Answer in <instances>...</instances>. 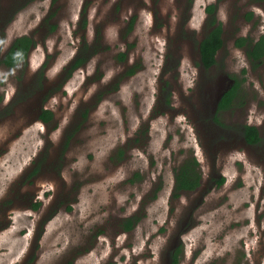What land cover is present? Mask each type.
Here are the masks:
<instances>
[{
  "label": "rangeland",
  "instance_id": "374dc122",
  "mask_svg": "<svg viewBox=\"0 0 264 264\" xmlns=\"http://www.w3.org/2000/svg\"><path fill=\"white\" fill-rule=\"evenodd\" d=\"M23 35L26 61L0 64V264H264V56L235 45L264 35V0H0V59ZM225 75L243 80L218 125ZM190 156L200 185L173 196Z\"/></svg>",
  "mask_w": 264,
  "mask_h": 264
},
{
  "label": "trees",
  "instance_id": "16d2710c",
  "mask_svg": "<svg viewBox=\"0 0 264 264\" xmlns=\"http://www.w3.org/2000/svg\"><path fill=\"white\" fill-rule=\"evenodd\" d=\"M216 4H209L206 7V28L209 31H206L204 36L198 42V52L200 56V65L205 69L210 68L216 63V55L218 50L223 46V37H222V24L217 21L215 17ZM247 18L252 17V12L250 11ZM31 37L27 35L20 36L16 38L11 45L6 49L4 55L0 59V64L6 66H15L19 62H25L28 52L31 45L33 44ZM235 45L237 47H245V53L249 62L255 67L261 61L264 56V35L260 36L257 40L253 41L252 38L247 37H238L235 40ZM83 61V58H77L68 73L80 65ZM234 79V83L226 89L218 101L216 102V113L220 110L229 109L234 106L237 100L240 98L241 90V80H238L233 75H229ZM218 90L216 91L217 94ZM52 111L44 108L39 115V118L43 122L50 121L52 118ZM212 119L218 124L223 125L219 122L217 115H213ZM236 131L244 138L245 142L252 145L258 144L262 137L258 131V128L250 124H239ZM123 154V150H119V155ZM37 168L35 169V171ZM135 179L139 177V174H135ZM201 174L198 168V161L195 156L187 157L183 162L175 169L174 172V186H173V196L179 195L182 191H191L195 190L200 185ZM223 177L219 180V183L223 181ZM39 204H34V207H37ZM136 215L129 216L121 222L123 230L128 231L132 229L135 223L138 221ZM173 262L177 264V254L178 250L170 252Z\"/></svg>",
  "mask_w": 264,
  "mask_h": 264
},
{
  "label": "flooded vegetation",
  "instance_id": "af4514ba",
  "mask_svg": "<svg viewBox=\"0 0 264 264\" xmlns=\"http://www.w3.org/2000/svg\"><path fill=\"white\" fill-rule=\"evenodd\" d=\"M205 25V27H206V24H204ZM206 31H209V29L207 28V30ZM224 78L225 79H227L228 80V83L226 84V86H223L222 87V89H220L218 92H217V94H216V98H215V104H216V102L218 101V99H219V97L221 96V94L226 90V89H228L233 83H234V79L233 78H231L229 75H225L224 76ZM226 109H224V110H220L219 112H223V111H225ZM215 112H216V105H215ZM218 112V113H219ZM217 113H215L214 115H216ZM247 124V123H246ZM243 140H244V138H242ZM244 142H245V140H244ZM248 144V143H247ZM177 250V249H176Z\"/></svg>",
  "mask_w": 264,
  "mask_h": 264
},
{
  "label": "water",
  "instance_id": "95a60500",
  "mask_svg": "<svg viewBox=\"0 0 264 264\" xmlns=\"http://www.w3.org/2000/svg\"><path fill=\"white\" fill-rule=\"evenodd\" d=\"M216 105V104H215Z\"/></svg>",
  "mask_w": 264,
  "mask_h": 264
}]
</instances>
